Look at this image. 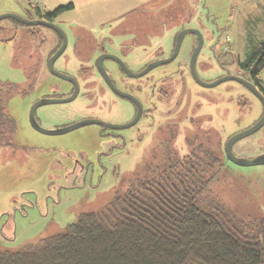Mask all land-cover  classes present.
I'll use <instances>...</instances> for the list:
<instances>
[{
  "label": "rangeland",
  "instance_id": "1",
  "mask_svg": "<svg viewBox=\"0 0 264 264\" xmlns=\"http://www.w3.org/2000/svg\"><path fill=\"white\" fill-rule=\"evenodd\" d=\"M38 5L45 8L42 0H0V15L14 13L32 20L40 19ZM166 9L164 13L135 14L103 28H111L109 33L117 36L115 41L120 46L132 31L138 53L148 39L153 51L145 59H150L156 57L155 50L159 47L168 53L174 32L188 26L198 27L205 37L198 57L200 77L212 82L230 74L251 80L249 72L239 62L250 57L254 42L264 41V0H175ZM55 24L66 32L69 43L54 67L61 72L68 64V70L77 74L79 61L75 50L82 48V44L77 45L86 28L60 17L55 19ZM57 40L49 27L26 25L11 18L0 21V84L7 82L15 87L7 111L16 121L12 143L0 147L1 249L18 250L39 238L65 231L80 214L103 208L137 180L151 178L170 164L166 154L156 152L158 141L154 132L137 145H127L126 150L131 153L106 156L101 152L107 150L109 144H103L96 124L62 134H45L32 126L33 104L53 94L54 89L60 97L68 88V83L52 74L48 67ZM195 41L193 33L185 35L177 60L189 58ZM209 42L213 45L212 61L207 56ZM85 52L92 53L88 46ZM175 66V62L156 66L138 81L144 82ZM259 78L264 86V72ZM93 86L95 94L89 95L83 88L71 102L39 106L36 115L41 126L55 130L101 116L98 85ZM185 86L184 104H198L199 112L209 115L217 139L225 141L263 115L262 101L238 81L227 80L206 87L187 79ZM206 119L202 118L203 128L210 127ZM190 127L188 117L178 124L180 134L171 137L169 158H174L176 151L185 153L184 128ZM150 147L153 153L145 154ZM81 150H85L83 155ZM233 150L244 158L264 152V125L237 141ZM211 193L238 214L248 215L252 229L264 223V164L240 166L225 162L211 184Z\"/></svg>",
  "mask_w": 264,
  "mask_h": 264
},
{
  "label": "trees",
  "instance_id": "2",
  "mask_svg": "<svg viewBox=\"0 0 264 264\" xmlns=\"http://www.w3.org/2000/svg\"><path fill=\"white\" fill-rule=\"evenodd\" d=\"M71 8L36 6L49 21ZM239 63L258 80L264 41L254 42L250 57ZM14 89L0 84V147L11 144L16 132L7 111ZM196 141L185 155L168 157L170 164L153 177L137 180L103 208L80 214L65 231L18 250L0 248V264H264V223L252 229L248 215L211 193L228 162L226 140Z\"/></svg>",
  "mask_w": 264,
  "mask_h": 264
},
{
  "label": "flooded vegetation",
  "instance_id": "3",
  "mask_svg": "<svg viewBox=\"0 0 264 264\" xmlns=\"http://www.w3.org/2000/svg\"><path fill=\"white\" fill-rule=\"evenodd\" d=\"M55 19L50 22L55 23ZM186 28H193L195 30H199L203 34L202 30L195 26H188L179 29L174 32V41L169 47L168 53H166V50L164 48L159 47L155 50L157 53L156 57L150 59H145L146 56H151V52L153 51V49H151L153 48V46L150 44V41L146 39L144 43H142L140 53H138L136 50V46H138V43L136 41V38L132 36V31L128 33V38L127 36L124 38L121 43V46L116 44L117 41L115 40L117 39V36L112 37L110 35L109 30L111 28H100L98 30L85 29V33L82 39L78 38V41L80 42L78 43L77 47H81L80 44H82V48L80 50L76 48L75 50V56L79 61L77 74H74L71 72V70H68L70 67L68 64L64 66L61 72L73 77L76 80V83L78 85L77 96L83 88L86 89L89 95L95 94L96 89L93 85H98L96 88L98 90L99 96L101 97L100 101L102 105L100 111L101 116H99L97 119H100L108 124H96L99 126L98 131L100 137L103 140V144H109L107 150L101 152L104 155L112 156L124 153L129 154L131 152L126 150L127 145H137L140 142H143L145 139L149 138V136H152L154 132V135L158 141V148H156V152L161 151L162 153L166 154L167 157H169V153L171 151V137L180 134L179 129V132L177 131L178 124L182 120L187 119V117L191 125L190 128H184V147H186L187 149L185 153H181V151H176L177 154L183 156L187 152H189V149H191L190 143L193 140H198L194 143L195 145L200 144L202 142L201 140H204L205 136H209L210 139H213V142L216 141L217 132L215 128L211 125V118L209 117V115L206 114L203 116V114L199 112L200 108L198 104H184V99L187 95L185 86L187 83V79H192L197 82L194 78V70L200 77V74L197 70V65L199 54L204 48L205 44L204 34L203 44L196 57L194 66L192 65V55L199 43V37L196 33H193L196 38V41L192 48V52L186 61L177 60L181 49L180 46V49L178 53L174 56V58L164 63L168 65L175 62L176 66L171 70L163 71L155 77H148L145 79L144 82L138 80L147 77V74L152 69L144 75L137 77L132 74H129L124 68L122 62L119 60L121 59L125 63L127 68L131 70V72L139 73L143 71L153 61L171 58L176 49L178 34L180 31ZM53 31L55 32L56 38L58 39L57 41L59 42V39H61V45V34L54 29ZM100 32L102 34H99ZM86 46H88V48L92 52L91 54L85 52ZM80 52H82L83 54H81ZM207 52H209L207 55L208 60L212 61L211 57L213 56V45L211 44V42H209V48ZM114 56H117L119 59ZM107 76L112 82V84L115 86V88H117L121 92L129 94L130 97L123 96L116 92L113 87L109 84ZM259 76L257 78L258 80H255L250 75L251 80L249 81L253 82L255 86L261 92H263L264 87L262 86V82ZM61 79L68 83V88H65L66 92L59 97L57 96V90L54 89L53 94L45 95L43 99L67 98L74 93L76 89L75 83L69 79ZM198 84L201 85L200 83ZM119 104H122V106H120ZM204 117L207 118L206 122L210 124L209 128L202 127V118ZM260 118H258L254 122V124ZM37 120L41 124L40 119L37 118ZM112 124H129V126L117 128L111 127ZM128 128L130 129L127 130ZM232 135L234 134L228 136L226 141ZM84 151L85 150H81V155H83ZM153 151V147H150L147 148L144 153H153ZM262 154H264V152L256 155L255 157ZM226 158L228 162H232L228 158L227 154Z\"/></svg>",
  "mask_w": 264,
  "mask_h": 264
},
{
  "label": "water",
  "instance_id": "4",
  "mask_svg": "<svg viewBox=\"0 0 264 264\" xmlns=\"http://www.w3.org/2000/svg\"><path fill=\"white\" fill-rule=\"evenodd\" d=\"M4 18H11V19H15L23 24H26V25H42V26H46V27H49V28H52L56 31H58L61 36H62V44L60 45V47L52 54V56L50 57L49 61H48V67H49V70L51 71L52 74L58 76V77H61V78H64V79H69V80H72L75 85H76V89L74 91V93L70 96V97H67V98H50V99H41V100H38L37 102H35L31 108V111H30V122L32 124V126L38 130L39 132H42V133H45V134H62V133H66L68 131H71L75 128H78V127H81V126H84V125H88V124H102V125H108L106 122L100 120V119H97V118H87V119H83L79 122H76L70 126H67V127H62V128H59V129H55V130H49V129H45L41 126V124L38 122L37 120V117H36V110L39 106L41 105H44V104H51V103H66V102H71L73 101L77 94H78V85L76 83V80L65 74V73H62L58 70L55 69L54 67V63L55 61L61 56V54L65 51L67 45H68V37H67V34L65 33V31L57 24H55L54 22H50V21H47V20H44V19H35V20H32V19H28V18H25L23 16H20V15H17V14H14V13H5V14H2L0 15V21ZM196 33L199 37V43L196 47V49L194 50V53L192 55V65L194 66V63H195V60H196V57L202 47V44H203V34L201 33V31L199 30H195L193 28H186V29H183L182 31L179 32L178 34V37H177V42H176V49H175V52L173 53V56H171V58H167V59H161V60H157V61H153L151 62L143 71L139 72V73H133L131 72V70H129L127 68V66L125 65V63L119 59L117 56H114L116 58H118L124 68L126 69V71L129 73V74H132L134 76H137V77H140L142 75H144L145 73H147L149 70L155 68L156 66H159V65H162L166 62H168L169 60L173 59L174 56L178 53L179 49H180V46L182 44V41L185 37V35L187 33ZM113 57V56H112ZM102 68V66H101ZM103 70V69H102ZM194 78L195 80L200 83L201 85L203 86H206V87H213V86H216L224 81H227V80H235V81H238L240 82L241 84L245 85L246 87H248L252 92L253 94H255L263 103V106H264V93L261 92L253 82L247 80V79H244L242 77H238V76H235V75H226V76H223L221 78H218L212 82H207V81H204L202 80L198 75L197 73L195 72L194 70ZM107 80L109 82V84L113 87V89L118 92L119 94L123 95V96H127V97H130L129 94H126L124 92H121L120 90H118L117 88H115V86L112 84V82L110 81V79L108 78L107 76ZM264 125V112H263V115L261 116V118L252 126L248 127L247 129L239 132V133H236L234 135H232L227 141H226V144H225V151H226V154L228 156V158L234 162L235 164H238V165H242V166H252V165H258V164H264V154L262 155H259L257 157H254V158H242V157H239L237 155H235L234 151H233V147L235 145V143L251 134H253L254 132H256L257 130H259L262 126ZM125 126H129V124H126V125H115V124H112L111 127H117V128H120V127H125Z\"/></svg>",
  "mask_w": 264,
  "mask_h": 264
},
{
  "label": "crops",
  "instance_id": "5",
  "mask_svg": "<svg viewBox=\"0 0 264 264\" xmlns=\"http://www.w3.org/2000/svg\"><path fill=\"white\" fill-rule=\"evenodd\" d=\"M175 0H42L47 9L72 4V8L59 17L66 22L80 24L89 30L122 22L135 14L158 13ZM264 70V69H263ZM264 72V71H262ZM261 72V73H262ZM262 82V81H261ZM264 87V86H263Z\"/></svg>",
  "mask_w": 264,
  "mask_h": 264
}]
</instances>
